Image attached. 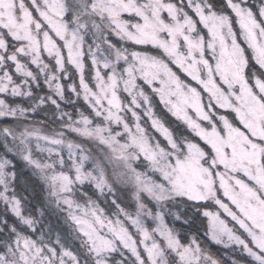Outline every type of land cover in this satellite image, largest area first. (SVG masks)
I'll use <instances>...</instances> for the list:
<instances>
[{
    "label": "snow or ice",
    "instance_id": "obj_1",
    "mask_svg": "<svg viewBox=\"0 0 264 264\" xmlns=\"http://www.w3.org/2000/svg\"><path fill=\"white\" fill-rule=\"evenodd\" d=\"M197 216L231 264H264V0H0V264H222Z\"/></svg>",
    "mask_w": 264,
    "mask_h": 264
},
{
    "label": "trees",
    "instance_id": "obj_2",
    "mask_svg": "<svg viewBox=\"0 0 264 264\" xmlns=\"http://www.w3.org/2000/svg\"><path fill=\"white\" fill-rule=\"evenodd\" d=\"M218 2V0H217ZM40 91V90H38ZM43 92H45V89L42 90ZM73 96H71V99ZM157 105V106H156ZM155 106V115L165 124V126H167L169 129H171L173 135L177 138H182L184 137V132L182 131L181 127L179 125L175 124V121L159 106V104L157 102L154 103ZM62 107L70 112V113H75V108L72 105H66V103L64 105H62ZM77 107H80L82 109L86 110V107L82 104V102L80 101L79 104L77 105ZM44 113H41L40 117H37L36 119H43L44 118ZM49 116V124L52 123L51 122V114H48ZM177 123V122H176ZM173 125L176 127H173ZM18 167L22 164V162L17 161ZM25 172L30 175V172L27 171V169H25ZM89 195L92 196L93 199H96V196L93 195L94 190L90 187V186H85V189ZM39 191V190H37ZM41 194V198H42ZM79 195V194H78ZM110 200L111 197L109 198L108 201H105L102 197L100 198V200L98 201V203L100 204V206L102 208L105 209V211L107 213H111V211L113 210L110 207ZM122 206V205H121ZM172 211H180V212H186V214L188 216L191 215V210H186L183 206H179L178 208H173ZM169 217L171 218V221H173V227H175L177 230H180L181 228V223L177 222L174 220V218L172 216H165L166 221L169 223ZM63 216L61 214H57V215H46L45 219H44V223L52 228V232H51V237L54 240L56 238L57 235H59L62 239V242L65 243V245L67 247H69L71 250L75 251V242L72 241V237L69 235L70 233V229L68 224L65 223V220H63ZM195 228H198L199 231L196 233V235L198 236L199 242L201 244V246L210 254H213L215 256H219L220 258L223 259H227L228 256H233L235 258L239 259V254H237L236 252H232L230 249H221L215 245H213L208 238L205 235V230H206V222L204 217L202 216H197L196 218V225ZM181 238L186 240V237L184 236V233H181Z\"/></svg>",
    "mask_w": 264,
    "mask_h": 264
},
{
    "label": "rangeland",
    "instance_id": "obj_3",
    "mask_svg": "<svg viewBox=\"0 0 264 264\" xmlns=\"http://www.w3.org/2000/svg\"><path fill=\"white\" fill-rule=\"evenodd\" d=\"M25 2H26V4L27 3H29V0H25ZM218 2H219V0H218ZM256 2V0H250V3H255ZM166 15V14H165ZM113 39L115 40V37H113ZM45 59H47V57H45ZM180 75L182 76V78H184L183 77V74L182 73H180ZM77 84H78V80H77ZM145 88H146V90H147V92L151 95V97H152V102H153V105H154V103L155 102H157L158 104H159V106L175 121V124L176 125H179L180 127H181V129H182V131L184 132V137H192L193 136V134L190 132V130L187 128V126L182 122V121H180V120H177L175 117H173L165 108H164V106L160 103V101H159V97L158 96H155L154 94H152L151 93V89H148L147 88V86L145 85ZM45 89V92L47 91V89L46 88H44ZM73 100L75 99V96L73 95ZM81 102H82V104H83V101L81 100ZM66 105H71V104H67L66 103ZM84 105V104H83ZM85 106V105H84ZM157 106V105H156ZM86 107V106H85ZM153 108H154V110H155V106H153ZM221 112H223L224 110H220ZM155 112V111H154ZM129 119L131 120V116H130V114H129ZM177 122V123H176ZM141 124H142V126H146L147 128H148V131H149V134L150 135H154V136H156L158 139H160L162 142H164L163 141V137H161L160 135H159V133H156L155 132V130L154 129H152L151 128V123H150V121H148L147 120V117H143L142 118V120H141ZM53 127H58V125H55V124H52V123H50V124H48L47 126H45L44 127V129H43V131H45V132H50L51 130H52V128ZM167 127V126H166ZM173 127H175L174 125H173ZM176 128V127H175ZM170 131H171V129H169ZM172 132V131H171ZM198 139V138H197ZM164 143H166V142H164ZM86 147H88L89 145L88 144H86L85 145ZM94 147V146H93ZM96 151L98 152L99 150L98 149H96ZM39 155V154H38ZM46 155V154H45ZM65 158H67V155H66V153H65ZM86 166H88V165H86ZM108 171H109V174L111 173V167H109V169H108ZM119 196H120V199H119V203L122 205V207H124L128 212H130V213H133V214H135V211H136V206H135V202L132 200V198H131V195L129 194V193H120L119 194ZM77 199H79V195H78V193H77ZM149 207H151V208H153L154 210H155V204L154 203H149ZM209 210H211V211H216V206L215 205H212V204H209ZM221 214H222V218H224V219H226V220H229L230 221V218H227L226 216H224L223 215V213H222V210H221ZM62 216H63V218H64V214H61ZM166 216V215H165ZM168 216H170V215H167V217ZM205 219V222H206V229H207V225H208V221H207V219L206 218H204ZM64 220V219H63ZM169 223L166 221V219H165V217H164V222H165V224H167L169 227H173V221H171V218L169 217ZM144 222H145V224H146V226H148L150 229L151 228H153V227H155L156 226V223L153 221V220H151L150 218H144ZM207 237V236H206ZM208 238V237H207ZM208 240L213 244V245H215V246H217V247H219V248H221V249H224L223 248V246H220V245H216V244H214L209 238H208ZM72 241L73 242H75V251H77L78 250V247H79V242L78 241H76V240H74L73 238H72ZM227 250H229V249H227ZM237 254H239L238 252H236ZM214 258H217V259H219L221 262H222V264H231V260L232 259H238V258H235V257H231V256H228V258L227 259H223V258H220L219 256H215V255H213V254H211Z\"/></svg>",
    "mask_w": 264,
    "mask_h": 264
}]
</instances>
